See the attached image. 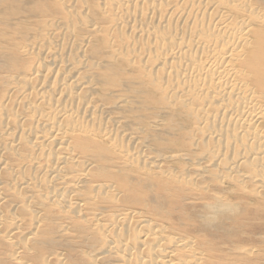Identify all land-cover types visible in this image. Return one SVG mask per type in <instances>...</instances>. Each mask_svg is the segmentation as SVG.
Instances as JSON below:
<instances>
[{
	"label": "rangeland",
	"instance_id": "374dc122",
	"mask_svg": "<svg viewBox=\"0 0 264 264\" xmlns=\"http://www.w3.org/2000/svg\"><path fill=\"white\" fill-rule=\"evenodd\" d=\"M168 1L153 13L129 10L154 39L118 28L117 11L101 0H0V264H264V121L251 134L227 123L222 103L206 106L212 95L193 87L186 101L172 91L183 79L161 66L164 39L190 30L173 21L164 28ZM194 1L175 2L190 11ZM235 1L208 0L196 23L206 32L227 15L230 30L247 26L244 56L231 65L264 107V73L249 67L262 47L264 0ZM84 40L86 69L63 87L73 91L72 108L93 119L56 121L75 131L49 158L28 116L49 114L32 91L34 73L56 49L62 65L46 80L56 89ZM158 59L161 70L151 69Z\"/></svg>",
	"mask_w": 264,
	"mask_h": 264
},
{
	"label": "bare ground",
	"instance_id": "6f19581e",
	"mask_svg": "<svg viewBox=\"0 0 264 264\" xmlns=\"http://www.w3.org/2000/svg\"><path fill=\"white\" fill-rule=\"evenodd\" d=\"M101 1L103 3L106 2L107 4L110 3L113 10L115 12L117 11L118 15L120 16L118 18L119 21L116 23V26L118 28L122 26H127L130 32L134 35L137 36L147 35L153 37L154 39L157 38V34L155 33L154 29L148 27L147 29H145L144 27H140L131 16L132 11L129 13V10L136 8L140 5L143 7L145 6L147 7L145 9L146 11L143 9L144 10L143 12L148 11V13H153L154 11H156L157 7L164 2V0H101ZM175 1L176 0H169L168 2L165 3V8L168 12L169 17L165 19L162 22V24L165 28L170 21H173L175 24L180 23L181 26L189 27L190 33L188 35V38L184 39L181 36H176L172 32H170L169 34L166 35L164 39V45H166L167 48L161 66L162 65L165 66L168 64L170 69L177 71L178 75L181 76V78L183 79L182 87L181 88L172 87V91L175 93L182 94L184 100L186 101L190 100L191 97L189 92L193 87L195 88V91L199 96H204L207 94L209 96L212 95L213 98L210 96V99L212 98V100L206 102L205 104L206 106L208 107L210 105L216 106L222 103L221 106L223 107V113L225 114L226 112L227 116L230 115V118L227 117L228 119H226L228 124L234 123L235 125H241L243 126V129L252 132L251 134H253L254 130H256L257 132L258 127L262 128L260 124L262 121H264V107L260 105L255 98L251 97L250 92L245 88L244 84L239 83L238 79L236 78L238 71L235 67L231 65V62L236 60V56L240 58L244 56V53H238L237 50L241 47L242 41H244L249 35V30H247V26L242 24L243 28L241 29L242 25L239 27L238 29V33L240 35L239 37L236 27L230 30L226 26L229 22L227 15H223L222 17L215 16L212 19V25L207 28L206 32H204L201 29V27L197 25L196 21L200 16L204 17L205 14H203V12L206 11L207 9L208 0H206L205 2L204 0H195L190 11L189 10L186 11L185 9H182L180 5H177ZM229 1L231 3L233 2L235 7L237 6V2L235 0L234 1L229 0ZM115 19H117V17ZM260 21L261 23L264 24V18H261ZM84 23L86 24V22ZM89 28L91 29V31H95L96 25L95 24L90 25ZM212 33L219 34L218 38L213 41L210 40V35ZM141 37L143 38L144 36ZM256 40L262 44V47L256 50L252 54V58L249 62V67L252 68L253 70L257 69L260 73H264V31L256 35ZM87 44H88L87 40L80 42L77 48L78 53L76 57V62L68 63L66 67L67 70L59 74L61 75L60 76L61 78L60 81H57L59 83H56L58 85L56 89L54 88L55 87L54 85L52 86L48 84L46 80L50 78L49 75L52 74L54 75V73H57V69L59 68L60 65H62L60 54L58 53V51L56 52V49L50 52L49 57L52 58V62H50L48 67L44 66L43 61H41L42 59L38 61L39 63L40 61L43 63L42 65L45 67V69L43 68L44 69L43 72L40 70L41 72L38 71L34 73L38 83L36 84V86L32 88V91L36 93L38 100L40 102H44L49 107V114L48 115L44 113L43 114L41 113L39 115L28 114V116L30 121H34V124L33 123L32 124L33 125L36 124V126L34 127L35 129L31 130L35 136V139L40 137L42 140L46 141V146L43 148L41 147V149L46 151V154L49 158L57 159L58 158V155L56 154L57 147L64 148L68 146L70 141H72L68 139L69 138L68 136L70 134H68L67 132L68 128L69 130L72 129L71 124H69L68 128L67 127L61 128L57 126L56 121H59L61 119H67V121H69L68 118L77 119V120L93 119L91 115L81 114L77 112V110H74L72 108L73 91L69 89L66 92V87H63L64 84L70 78L73 77V75L85 71L86 63L82 61L85 58V56L83 57V55L81 54L83 53V49L86 47ZM43 55L45 57L48 56L47 54H43ZM194 55L198 56L199 58L198 63L193 62L192 57ZM56 58H60L61 61L57 62L58 59ZM255 60H259V65L257 67L254 63ZM176 63L177 65L174 68L173 65ZM159 64H160V60L158 59L156 62H154L153 66L155 67L151 69L161 70V67L158 68ZM238 67L242 68L239 64ZM70 68L71 70L74 71L73 74L68 73V70ZM51 82L52 81H50V83ZM86 84L88 83L83 82L82 85H86ZM212 86H215V88H212ZM50 91L51 93H53L52 91H54V93L50 95L49 94ZM227 101L230 102L229 105H226ZM216 114H217V110H216ZM41 117H45L47 119V122L41 124L40 123ZM50 122L51 124H49ZM238 132L239 131L237 130V133ZM242 134L243 133L241 132V136ZM243 135H245V133ZM257 140H258V136L256 133H254V135H252L251 141L257 142ZM260 147L262 146L260 145ZM258 150L260 151V149ZM262 152L264 153V148L262 149ZM251 154L252 156L255 157L256 155L259 156L258 152H254ZM250 159H251L250 161H252V158ZM52 166H53L52 164L48 165V167H52ZM80 178L81 179L84 178V175H81ZM53 198L54 201H59L63 205L64 204L70 205L69 201L64 196L57 197L56 195H53ZM109 250L111 251L112 248H109Z\"/></svg>",
	"mask_w": 264,
	"mask_h": 264
}]
</instances>
